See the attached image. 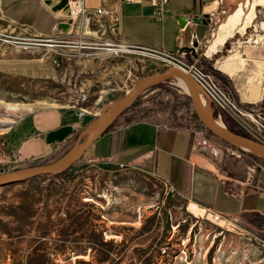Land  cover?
I'll return each instance as SVG.
<instances>
[{"label": "rangeland", "instance_id": "rangeland-1", "mask_svg": "<svg viewBox=\"0 0 264 264\" xmlns=\"http://www.w3.org/2000/svg\"><path fill=\"white\" fill-rule=\"evenodd\" d=\"M248 2L246 9L258 4L253 33L264 39V0ZM230 40L234 42L223 46L215 58L216 66L238 70L231 78L192 54L184 52V59L212 75L239 107L252 110L255 105L247 101H253L254 88L260 86L262 90H257L264 93V63L247 64L243 57L261 51L251 46L255 43L249 32ZM166 67L145 54L14 52L0 43V172L59 158L104 105L123 97L141 77ZM185 93L179 78L161 82L141 93L116 124L153 119L161 127L186 128L216 167L213 175L222 186L264 192V162L250 151L226 152L220 143L209 141ZM209 103L215 120L255 138L250 118L245 130ZM4 104L32 108L9 111ZM258 107L264 110V96ZM65 124L74 126L72 136L47 143L42 155L29 153V138L38 135L45 141L47 131ZM70 139L72 143L64 146ZM90 153L87 150L57 175L0 186V264H264V219L259 214L230 215V223L213 222L206 218L209 207L171 190V183L155 172L152 163L104 162Z\"/></svg>", "mask_w": 264, "mask_h": 264}, {"label": "crops", "instance_id": "crops-1", "mask_svg": "<svg viewBox=\"0 0 264 264\" xmlns=\"http://www.w3.org/2000/svg\"><path fill=\"white\" fill-rule=\"evenodd\" d=\"M248 3V0H169L163 21L156 22L151 17L152 8L148 0H84L87 9H108L113 15L112 19L116 20L114 30L128 43L189 52L195 59L213 63V68L228 78L238 70L229 72L227 69L233 70L229 65L216 66V58L223 46L226 48L229 42H234L230 40L234 36L237 41L249 32L255 43L251 46L261 51L255 56L243 57L244 63H264V39L253 33L255 25H252L256 14L253 8L258 4H251L246 9ZM68 9V0H0V28L31 35L52 34L59 30L61 23H66L64 17ZM238 11V21L233 27L221 29L227 19ZM205 14L208 15L206 24L192 22L194 17ZM249 15L252 20L248 18ZM178 16L186 19L183 27L179 24ZM111 35L108 33L105 37ZM194 41H197V46L192 49ZM257 87L260 86H256L251 93L253 101H247L255 107L264 96L261 91L260 98H256ZM248 90L244 91L245 96ZM195 139V134L186 128L161 127L153 119H144L127 125L116 124L100 135L88 150L92 158L104 162L152 163L155 172L166 178L185 200L193 202L194 198L209 210L227 216L259 214L264 219V192L245 191L241 186L230 190L222 186L213 175L216 167L202 155ZM28 142H31L30 154L42 155L49 148L38 135L29 138Z\"/></svg>", "mask_w": 264, "mask_h": 264}, {"label": "built area", "instance_id": "built-area-1", "mask_svg": "<svg viewBox=\"0 0 264 264\" xmlns=\"http://www.w3.org/2000/svg\"><path fill=\"white\" fill-rule=\"evenodd\" d=\"M151 5V17L156 22H162L168 12L169 0H148ZM69 13L64 18L68 20L67 30L59 29L52 34H35L32 36L15 35L0 30V43L7 44L14 52L19 51H68L86 56L117 55L138 53L155 57L167 65H178L187 71L197 82L200 90L218 109L237 120V123L247 130V118L251 119L254 139L264 144V110L253 107L246 110L239 107L222 89L209 73L196 64L184 59V52L167 51L159 46L134 45L121 39L114 30L116 20L112 13L104 7L87 9L84 0H68ZM106 19V21H105ZM80 20V22H78ZM108 33L110 37L101 38ZM167 182V181H166ZM174 190L172 186H169ZM211 221L232 222V217L219 212L210 211Z\"/></svg>", "mask_w": 264, "mask_h": 264}, {"label": "water", "instance_id": "water-1", "mask_svg": "<svg viewBox=\"0 0 264 264\" xmlns=\"http://www.w3.org/2000/svg\"><path fill=\"white\" fill-rule=\"evenodd\" d=\"M207 18L208 15L205 14L201 17H194L192 22L196 24H206ZM177 19L181 27L186 24V19L184 17L178 16ZM67 26V23H61L59 28L65 30ZM196 46L197 41H194L192 49ZM177 76L184 81L187 87V93L185 94L188 96L191 107L193 108L199 122L206 129L226 143L236 148H240L241 150L250 151L264 159V145L262 143L257 142L249 136L231 131L224 124L220 125L214 118L208 116L201 106L199 93H202L196 81L182 69L175 66H168L163 71L141 77L123 97L104 105L100 113L96 115V117L79 133L73 145L59 158L44 164L0 172V186L19 183L41 175H57L65 171L81 158L94 141L113 125L120 114L126 110L141 93L161 82L167 81L168 79L177 80ZM202 96L208 103L210 102L204 94H202ZM209 105L212 109L210 103ZM74 131V126L72 124H65L47 131L44 140L48 144L54 142L61 143L72 136ZM86 133L87 135L82 139L83 135ZM200 210L202 214L205 213L204 209L201 208ZM206 218L211 220V214L206 213ZM222 222L223 221H218V223Z\"/></svg>", "mask_w": 264, "mask_h": 264}, {"label": "bare ground", "instance_id": "bare-ground-1", "mask_svg": "<svg viewBox=\"0 0 264 264\" xmlns=\"http://www.w3.org/2000/svg\"><path fill=\"white\" fill-rule=\"evenodd\" d=\"M254 2V1H253ZM262 5V4H261ZM246 7V6H245ZM254 9V8H253ZM239 14H240V11H238L237 13H235L233 16H231L229 19H227L228 21L222 26V28L221 29H230V28H232L233 27V25L238 21V17H239ZM241 16V15H240ZM246 18V17H245ZM248 18H251V15H249L248 16ZM251 20H252V18H251ZM245 23V22H244ZM247 23V22H246ZM241 27V26H240ZM220 29V30H221ZM234 29V28H233ZM241 29V28H240ZM225 31V30H224ZM228 33V32H227ZM218 37V36H217ZM224 37V36H223ZM230 37V36H229ZM221 38V37H220ZM227 38V37H226ZM217 39V38H216ZM216 39H215V41H216ZM219 41V40H218ZM218 41H216V42H218ZM221 41H223L222 39H221ZM220 43V42H219ZM218 43V44H219ZM222 44H223V42H222ZM213 45H214V43H213ZM211 47V46H210ZM214 47V46H213ZM219 47V46H218ZM212 48V47H211ZM214 50V49H213ZM212 50V51H213ZM189 53V52H188ZM168 66H175V67H177V68H180L178 65H167V67ZM180 69H182V68H180ZM183 71H185L184 69H182ZM186 73H188L187 71H185ZM189 74V73H188ZM190 75V74H189ZM191 76V75H190ZM192 77V76H191ZM177 78H179L178 76H177ZM193 78V77H192ZM194 79V78H193ZM179 80H180V82H181V84L183 85V87L185 88V90L187 91V87H186V85H185V83H184V81L181 79V78H179ZM197 83V82H196ZM198 85V84H197ZM103 92H107V90H105V91H103ZM202 93V92H201ZM260 96H261V91H259V90H257L256 91V98H260ZM199 99H200V102H201V106H202V108H203V110H204V112L208 115V116H211L212 117V110H211V108H210V105H209V103L203 98V96H202V94H200L199 93ZM4 106H5V108L6 109H8L9 111L10 110H12V111H14V110H16V111H19V110H31V106L30 105H12V104H4ZM121 117V116H120ZM119 117V118H120ZM213 118V117H212ZM218 124H220V125H223V123H222V121L221 120H215ZM106 132V131H105ZM255 140V139H254ZM257 141V140H256ZM258 142V141H257ZM259 143H261V142H259ZM263 144V143H262ZM264 145V144H263Z\"/></svg>", "mask_w": 264, "mask_h": 264}, {"label": "trees", "instance_id": "trees-1", "mask_svg": "<svg viewBox=\"0 0 264 264\" xmlns=\"http://www.w3.org/2000/svg\"><path fill=\"white\" fill-rule=\"evenodd\" d=\"M129 108V107H128ZM127 108V109H128ZM122 115V114H121ZM120 115V116H121ZM119 116V117H120ZM117 118V119H120V118ZM139 120H141V119H139ZM139 120H135V121H139ZM131 122H134V120L133 121H131V120H129L128 122L127 121H124V122H120L121 124H125V125H127V124H129V123H131ZM119 124V123H118ZM116 125V121L113 123V125H112V127H114ZM206 129V128H205ZM206 131H207V136H208V139H209V141H213L215 144H217V143H220V145L221 146H223V148H224V150L226 151V152H228V150L227 149H237L236 147H234V146H232V145H230V144H228V143H226L225 141H223V140H221L220 138H218L216 135H214L212 132H210L208 129H206ZM70 141H73L72 139H70L69 141H67L66 143H65V145L64 146H67V145H69V144H71L72 142H70ZM73 145V144H72ZM71 147V146H70ZM230 154H232V153H230ZM259 159L262 161V162H264V159L263 158H260L259 157ZM78 160H80V159H78ZM75 164V163H74ZM73 164V165H74Z\"/></svg>", "mask_w": 264, "mask_h": 264}]
</instances>
